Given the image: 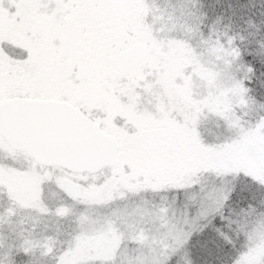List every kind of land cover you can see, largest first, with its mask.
Segmentation results:
<instances>
[{
  "label": "snow or ice",
  "instance_id": "snow-or-ice-1",
  "mask_svg": "<svg viewBox=\"0 0 264 264\" xmlns=\"http://www.w3.org/2000/svg\"><path fill=\"white\" fill-rule=\"evenodd\" d=\"M0 264H264V0H0Z\"/></svg>",
  "mask_w": 264,
  "mask_h": 264
}]
</instances>
